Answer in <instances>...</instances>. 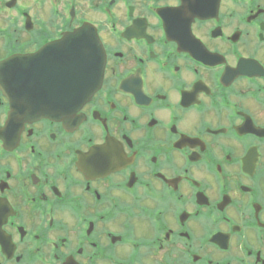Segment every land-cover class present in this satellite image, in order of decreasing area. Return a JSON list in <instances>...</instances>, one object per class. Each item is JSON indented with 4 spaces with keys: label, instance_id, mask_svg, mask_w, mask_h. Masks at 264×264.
Here are the masks:
<instances>
[{
    "label": "flooded vegetation",
    "instance_id": "1",
    "mask_svg": "<svg viewBox=\"0 0 264 264\" xmlns=\"http://www.w3.org/2000/svg\"><path fill=\"white\" fill-rule=\"evenodd\" d=\"M84 28L101 89L21 118ZM0 264H264V0H0Z\"/></svg>",
    "mask_w": 264,
    "mask_h": 264
},
{
    "label": "water",
    "instance_id": "2",
    "mask_svg": "<svg viewBox=\"0 0 264 264\" xmlns=\"http://www.w3.org/2000/svg\"><path fill=\"white\" fill-rule=\"evenodd\" d=\"M58 52L61 57L68 54V61L60 66H55V77H61L60 81L55 79L49 82L54 87L51 92L60 93L51 99H27L22 96L24 90L21 88V70L16 65L21 64L22 59L15 58L6 63L9 71H12V85L15 89L9 93H18L13 101L20 102L18 110H21V118L27 120L37 119H59L61 108L78 113L92 99L102 86V78L105 61L102 59V46L95 31L84 28L79 32L62 40ZM18 88V89H17ZM42 93L45 91L41 90ZM52 104V106L50 105ZM55 104V107H53Z\"/></svg>",
    "mask_w": 264,
    "mask_h": 264
}]
</instances>
